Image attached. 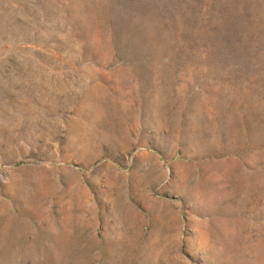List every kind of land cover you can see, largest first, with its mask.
<instances>
[{"label": "rangeland", "instance_id": "obj_1", "mask_svg": "<svg viewBox=\"0 0 264 264\" xmlns=\"http://www.w3.org/2000/svg\"><path fill=\"white\" fill-rule=\"evenodd\" d=\"M0 264H264V0H0Z\"/></svg>", "mask_w": 264, "mask_h": 264}]
</instances>
